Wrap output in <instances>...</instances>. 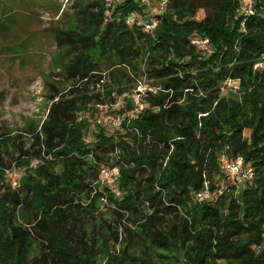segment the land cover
I'll use <instances>...</instances> for the list:
<instances>
[{
  "label": "trees",
  "instance_id": "trees-1",
  "mask_svg": "<svg viewBox=\"0 0 264 264\" xmlns=\"http://www.w3.org/2000/svg\"><path fill=\"white\" fill-rule=\"evenodd\" d=\"M78 5L80 24L52 30L69 89L50 96L29 147L14 143L24 173L18 186L0 158V264H99L102 253L104 264H127L130 246L141 242L174 264H264V0L251 14L239 0H168L153 33L126 22L151 16L140 0L116 2L108 14L104 0ZM205 38L208 57L192 42ZM144 57L155 90H144L139 111L123 117L125 136L114 140L107 125L92 129L84 112L105 99L89 95L90 87L108 78L104 98L113 90L123 96L122 79L136 76ZM236 80L238 92L223 94L221 85ZM116 151L121 193L108 197L142 217L123 240L116 227L97 234L95 216L104 194L93 183ZM221 154L242 157L253 178L237 192L229 184L216 199L200 200L197 192H214L224 178ZM108 240L123 241L121 257Z\"/></svg>",
  "mask_w": 264,
  "mask_h": 264
},
{
  "label": "rangeland",
  "instance_id": "rangeland-1",
  "mask_svg": "<svg viewBox=\"0 0 264 264\" xmlns=\"http://www.w3.org/2000/svg\"><path fill=\"white\" fill-rule=\"evenodd\" d=\"M80 1L91 9L99 0H0V141L2 137H5L7 145L6 149L0 147V158L9 183L11 182L10 173H16L18 178L24 174L22 170L15 167L16 160L14 158L18 155V149L14 143H19V146L24 149L29 147L31 143L29 131L45 119L50 107V96L55 95L57 98L58 95L64 94L69 89L67 82L60 75L61 71L57 65V58L61 54V50L57 46L52 30L70 29L81 23L78 5ZM119 1L122 0H104L106 14ZM158 1L150 0V5L146 6L150 11L148 15H152L153 8ZM135 15L142 16L136 13ZM198 17H202L201 12L198 13ZM208 45L210 52H202L207 57L212 53L209 42ZM138 65L140 71L136 76L131 74L129 82L122 79L121 86L128 89L123 96H118L113 90L104 98L109 90V87L106 86L109 82L108 78L104 83H97L95 87H90L89 95L99 93L105 102H93L94 113L90 115L91 111L86 110L85 116H89L91 123L97 116L119 119V125L113 126L109 123L107 125L109 133L106 132L107 134L111 133L116 141L120 136H125L126 131L120 125L124 120L123 117L127 116L128 119L130 115L136 114V101L139 105L144 90H155L145 74L147 66L145 57ZM238 86L237 80L226 82L221 85V91L225 95L237 93ZM128 140L132 144H136L132 141L131 136H128ZM113 155L116 156L112 161L100 164L99 180L93 183L97 185V194H104L98 195L96 201L95 216L99 220L96 228L97 234L102 235L110 227H116L123 240L129 238L126 228L132 231L137 230V225L142 217L128 210L120 209L115 201L108 197L109 192L116 196L121 193L117 189V181L113 185L108 184L100 176L102 167L118 169L115 164L119 158L118 151ZM31 165H34V161ZM136 177L138 180L143 178L139 173L136 174ZM94 194L95 191L91 193V196ZM148 206V202L145 201V211H148ZM107 242L110 244L109 250L117 257H121L123 241L115 245L109 240ZM141 243L138 246H130V254L126 259L127 264H157L158 261H161V264H174L173 259L158 258L153 249L143 242ZM104 249V246L101 247V250ZM162 254L173 255V252H162ZM101 255H104V258H99V264H104L106 255L103 253Z\"/></svg>",
  "mask_w": 264,
  "mask_h": 264
},
{
  "label": "built area",
  "instance_id": "built-area-1",
  "mask_svg": "<svg viewBox=\"0 0 264 264\" xmlns=\"http://www.w3.org/2000/svg\"><path fill=\"white\" fill-rule=\"evenodd\" d=\"M142 4L145 6L150 5V0H140ZM168 0H159L157 5L153 8L152 15L149 16L147 19L142 16H137L135 14L130 15L126 18V22L128 24L136 23L138 24L145 32L153 33L154 29L158 25V17L157 15L161 13L164 6L166 5ZM255 0H239L240 11L244 14H251L253 13V4ZM152 11V10H151ZM199 50L205 53L210 52V48L208 45V39H201V40H193L192 41ZM154 91V90H152ZM138 101H136L135 112L139 111ZM120 120L115 118L97 116L93 120L91 124V128L94 129L95 125H108L109 123L113 126H118ZM86 142L88 138L84 139ZM219 167L221 173L223 174V179L220 180L216 187L214 188V192L210 190L208 186L199 192H197V197L200 200H212L216 199L219 195L223 194L228 185L235 186V192H237L239 186L243 183L249 182L254 175L253 168L250 165H246L242 159V157H237L235 159H229L225 154H221L219 157ZM100 176L103 181L108 184H112L116 181L118 176V169L116 167H102L100 170ZM11 183L13 186L19 185V178L16 173L9 174Z\"/></svg>",
  "mask_w": 264,
  "mask_h": 264
}]
</instances>
